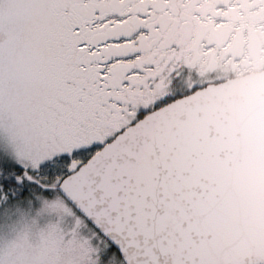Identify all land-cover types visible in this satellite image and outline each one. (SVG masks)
<instances>
[{"label":"snow or ice","instance_id":"6c2138e0","mask_svg":"<svg viewBox=\"0 0 264 264\" xmlns=\"http://www.w3.org/2000/svg\"><path fill=\"white\" fill-rule=\"evenodd\" d=\"M250 27L264 0H0V264H264L206 115Z\"/></svg>","mask_w":264,"mask_h":264},{"label":"water","instance_id":"95a60500","mask_svg":"<svg viewBox=\"0 0 264 264\" xmlns=\"http://www.w3.org/2000/svg\"><path fill=\"white\" fill-rule=\"evenodd\" d=\"M264 100V70L229 79L214 94L208 107L211 121H227L241 127L238 151L227 164L229 197L223 206L226 222H234L242 206L264 195V113L257 106Z\"/></svg>","mask_w":264,"mask_h":264},{"label":"flooded vegetation","instance_id":"af4514ba","mask_svg":"<svg viewBox=\"0 0 264 264\" xmlns=\"http://www.w3.org/2000/svg\"><path fill=\"white\" fill-rule=\"evenodd\" d=\"M237 49L242 55L239 66H233L234 75L230 79L264 70V31L250 27L249 34L238 42Z\"/></svg>","mask_w":264,"mask_h":264}]
</instances>
